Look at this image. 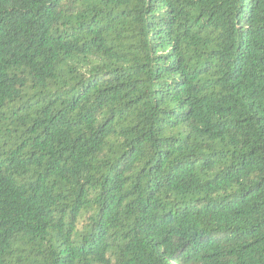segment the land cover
<instances>
[{
    "label": "trees",
    "instance_id": "obj_1",
    "mask_svg": "<svg viewBox=\"0 0 264 264\" xmlns=\"http://www.w3.org/2000/svg\"><path fill=\"white\" fill-rule=\"evenodd\" d=\"M0 264H264V0H0Z\"/></svg>",
    "mask_w": 264,
    "mask_h": 264
}]
</instances>
